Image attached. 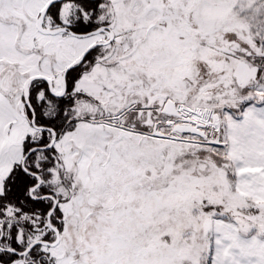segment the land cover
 Returning a JSON list of instances; mask_svg holds the SVG:
<instances>
[{
    "label": "snow or ice",
    "instance_id": "obj_1",
    "mask_svg": "<svg viewBox=\"0 0 264 264\" xmlns=\"http://www.w3.org/2000/svg\"><path fill=\"white\" fill-rule=\"evenodd\" d=\"M0 264H264V0H0Z\"/></svg>",
    "mask_w": 264,
    "mask_h": 264
}]
</instances>
